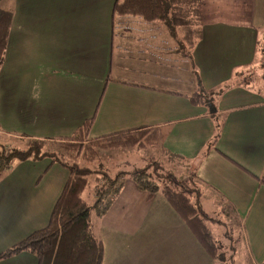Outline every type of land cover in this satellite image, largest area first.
I'll list each match as a JSON object with an SVG mask.
<instances>
[{
    "label": "crops",
    "instance_id": "0c3cea01",
    "mask_svg": "<svg viewBox=\"0 0 264 264\" xmlns=\"http://www.w3.org/2000/svg\"><path fill=\"white\" fill-rule=\"evenodd\" d=\"M116 1L0 0L13 15L0 139L66 140L89 120L87 140L155 131L161 155L200 187L203 212L235 221V261L264 264V83L246 80L264 72V0H204L187 30L119 16ZM199 92L219 93L213 109L191 103ZM123 166L132 164L116 174L130 173ZM67 180L48 158L0 174V254L48 225ZM123 182L97 217L102 264H216L161 193ZM0 264L38 261L22 253Z\"/></svg>",
    "mask_w": 264,
    "mask_h": 264
},
{
    "label": "trees",
    "instance_id": "16d2710c",
    "mask_svg": "<svg viewBox=\"0 0 264 264\" xmlns=\"http://www.w3.org/2000/svg\"><path fill=\"white\" fill-rule=\"evenodd\" d=\"M203 2L204 0H117L113 11L119 16L139 17L148 23L164 22L170 27H183L187 30L192 25L200 23L199 9ZM12 18L11 12L0 8V71L5 61ZM218 96L219 93L199 92L190 97V101L195 105L202 104L213 109ZM91 126L92 120H89L75 136L66 139L70 141V147L76 149L78 154L81 146H84V158L87 162H91L93 157L98 156L93 146L83 144ZM219 129L220 125L217 127V130ZM218 138L219 131L209 148L215 146ZM101 140L108 142L103 147L105 149L144 147L147 142H156L157 137L155 131L138 130L110 135ZM42 147V141H32L28 150L15 149L7 156H3L0 152V174L13 160L24 162L44 158H52L53 163L59 164L68 172L67 183L53 208L48 225L1 253L0 261L29 253L36 257L38 264H102L103 245L93 234L92 215L102 217L107 213L127 176L135 182L138 189L149 193L150 196L161 193L194 233L205 251L216 262L220 261L219 248L205 223L207 215L199 205L198 200L201 194L199 191L196 193L191 190L184 181L178 180L171 174H162L161 177L159 167L152 168L151 165L142 169H133L130 173L119 172L115 176L101 171L102 183L96 189L94 206H91L84 199L83 194L89 185V178L93 175V171L76 161L70 165L60 157L58 158L56 154H47ZM159 181L163 184L161 185ZM259 183L264 186V174L259 179ZM193 194L196 195L195 201L192 199Z\"/></svg>",
    "mask_w": 264,
    "mask_h": 264
},
{
    "label": "rangeland",
    "instance_id": "374dc122",
    "mask_svg": "<svg viewBox=\"0 0 264 264\" xmlns=\"http://www.w3.org/2000/svg\"><path fill=\"white\" fill-rule=\"evenodd\" d=\"M1 7L6 8V5L3 3ZM264 67V64L262 65ZM263 70L259 68L257 73L247 76V83L252 86L260 87L264 83L263 78ZM253 74V75H252ZM240 79V78H237ZM230 84H228L229 86ZM136 133V132H135ZM0 142L4 140L2 145L0 144V152L3 156H7L12 150H20L25 151L28 150L31 146V142L35 140H27V139H13L1 136ZM157 137V135H156ZM11 139V140H10ZM43 142V141H42ZM70 141L67 140H55V141H44L42 150L47 154H56L58 158L60 157L68 164H73V162H77L80 165H85L89 167L93 171V175L89 178V185L86 191L83 194L84 199L91 205L94 206L96 189L99 186V178L102 179L101 171L106 172L109 175L116 174L115 168L123 165L124 162L132 164L131 167L123 166L122 171H132L133 169H142L145 167H149L151 165L152 168H157L161 171L162 174H171L175 176L178 180L184 181L191 190L196 193L199 191L201 193L200 187L194 185L193 178L190 176H186L185 172L183 173V165L176 163L175 161L171 162L168 158H164V155H161L160 150L158 149V137L156 142H150L146 144L144 147H116V148H103L104 145L108 143L106 140H87L85 138L84 145L93 146L94 150H96L98 156L97 158L93 157L91 162L85 161L84 146H81V151L76 153V149L71 148ZM13 147V148H12ZM92 147V148H93ZM89 151V150H88ZM87 152V151H86ZM77 155V156H75ZM51 159L52 158H48ZM14 161V160H13ZM170 161V162H169ZM53 162V161H52ZM10 166V165H9ZM8 168V166L6 167ZM132 168V170H131ZM125 169V170H124ZM152 171V170H150ZM154 171V170H153ZM161 185L163 182L159 181ZM188 187V188H189ZM195 194V193H194ZM193 194L192 199L195 201L196 195ZM226 211V210H225ZM225 214H228L226 212ZM207 215V214H206ZM229 216V215H227ZM233 220V216L230 215ZM182 219V218H181ZM98 218L96 214L92 215V225H93V234L98 237ZM206 225L210 229V233L212 234L214 240L216 241L218 249V255L220 256V261H217L216 264H239L236 257V247L239 233L238 227L235 221H230L226 217L222 216H211L207 215L205 220ZM103 262V260H102Z\"/></svg>",
    "mask_w": 264,
    "mask_h": 264
}]
</instances>
